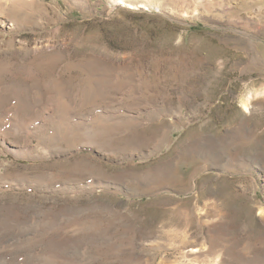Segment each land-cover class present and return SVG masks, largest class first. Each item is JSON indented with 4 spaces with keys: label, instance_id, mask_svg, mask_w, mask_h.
Here are the masks:
<instances>
[{
    "label": "rangeland",
    "instance_id": "374dc122",
    "mask_svg": "<svg viewBox=\"0 0 264 264\" xmlns=\"http://www.w3.org/2000/svg\"><path fill=\"white\" fill-rule=\"evenodd\" d=\"M0 264H264V0H0Z\"/></svg>",
    "mask_w": 264,
    "mask_h": 264
},
{
    "label": "bare ground",
    "instance_id": "6f19581e",
    "mask_svg": "<svg viewBox=\"0 0 264 264\" xmlns=\"http://www.w3.org/2000/svg\"><path fill=\"white\" fill-rule=\"evenodd\" d=\"M117 1H119V2H124V0H117Z\"/></svg>",
    "mask_w": 264,
    "mask_h": 264
}]
</instances>
